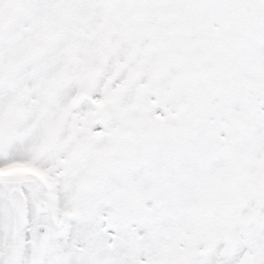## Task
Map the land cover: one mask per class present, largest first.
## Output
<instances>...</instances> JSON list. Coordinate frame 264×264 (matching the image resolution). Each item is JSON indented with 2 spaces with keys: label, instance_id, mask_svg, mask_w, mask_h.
<instances>
[{
  "label": "snow or ice",
  "instance_id": "snow-or-ice-1",
  "mask_svg": "<svg viewBox=\"0 0 264 264\" xmlns=\"http://www.w3.org/2000/svg\"><path fill=\"white\" fill-rule=\"evenodd\" d=\"M0 264H264V0H0Z\"/></svg>",
  "mask_w": 264,
  "mask_h": 264
}]
</instances>
